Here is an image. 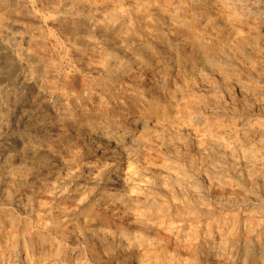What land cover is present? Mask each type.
<instances>
[{"label": "bare ground", "instance_id": "obj_1", "mask_svg": "<svg viewBox=\"0 0 264 264\" xmlns=\"http://www.w3.org/2000/svg\"><path fill=\"white\" fill-rule=\"evenodd\" d=\"M247 2L95 0L84 4L92 15L85 18L73 7L74 0H59L51 9L56 14L70 10L69 15L25 14L64 30L85 31L86 36L76 39L85 48L79 67L95 76L94 88L68 77L64 82L73 95L45 89L32 102V96L20 91L38 83L35 71L52 77L59 69L41 63L38 52H31L34 43H43L39 40L43 34L21 35L26 28L15 20L17 6L10 5V0L0 1V9L11 20L4 33L26 45L9 55L0 38V204L4 209L16 205L52 240H40L29 230H20L22 235L13 219L0 217V264H87L85 246L94 262L103 257L114 264H228V250L236 248L245 264L250 260L264 264V234L258 235L263 227L242 228L241 233V220L248 224L264 218V124L211 120L223 111L222 99L231 98L230 67L247 62L253 68L264 66V0L250 6ZM253 72L250 68L246 73ZM74 95H83L85 103H78L73 111L70 107L52 110L54 101L72 102L78 97ZM171 155L190 164L189 179L180 170L183 164L178 169L169 160ZM225 168L238 183L256 191L253 198L249 195L256 202L255 211L241 220L240 215L224 217L221 225L206 227L199 222L186 229V224L156 222L166 212L155 204L159 193L179 197L178 204L196 214L210 213L207 206L195 202L201 194L194 185L204 179L209 181L207 193L215 199L213 210L231 209V200L225 196L228 191L219 180ZM235 186L233 191L244 192ZM15 190L27 195L14 197ZM191 217L186 215L182 223ZM172 239L176 243L169 247L166 242ZM70 241L75 248L62 258L63 245ZM150 245L165 253L154 263L148 256ZM144 249L147 252L142 253ZM199 250V259H191V253Z\"/></svg>", "mask_w": 264, "mask_h": 264}, {"label": "rangeland", "instance_id": "obj_2", "mask_svg": "<svg viewBox=\"0 0 264 264\" xmlns=\"http://www.w3.org/2000/svg\"><path fill=\"white\" fill-rule=\"evenodd\" d=\"M0 1H5V0H0ZM17 3H16V2ZM22 1V2H21ZM21 1H19V0H10V5H13L14 6V4H15V6L14 7H16L17 6V8H18V10H17V13H16V15L17 16H15V20H17V22L19 23V24H22V25H24V27L27 29H25L24 31H22V33H21V35H28L27 33L29 32V33H32V32H38V35H42V37L41 36H39V40L41 41V42H43V43H37V44H35L34 43V45H32V47H31V52L32 53H34L35 52V54L39 57V59H40V62L41 63H43V64H47V65H52L53 67H56L55 69H56V74H55V76H52V77H47V75H44L43 73H40L39 71H35V74H34V77L37 79V80H39L38 81V83L37 84H35V85H33V87H31L30 89H28V90H23L22 92L20 91V93H27L26 95L28 96V97H31L32 96V99L30 98V100L32 101V102H37L38 101V93L40 92V91H44L45 89H49V90H53L54 89V91H52V92H55L56 90V92L57 93H59V91H60V93H70L71 94V92L69 91V88L67 87V85H66V82H64V81H66V79L69 77V78H75L76 80H77V82L78 83H80V82H82V84H84V83H87L86 85L89 87V88H94V82L93 81H95V76L94 75H92V74H90V73H88V72H86V71H82L81 69H80V67H79V60L78 59H81V57H80V54L81 53H84V49L85 48H83L82 46H80L78 43H77V41H76V39L77 38H79V37H81V36H86L87 35V33L85 32V31H83V30H79V31H77V32H72V31H70V30H64V29H61V28H59V27H55V26H52L51 24H49V23H47V22H44V21H42L41 23L40 22H37V21H35V20H33V19H31V18H29V17H27V16H25L24 17V15L25 14H35V15H39V16H42V17H44V18H46V16H47V18H49V17H51V16H60V15H69V14H67V13H69V12H67V11H70V10H67V11H65V10H62V11H60V12H58L57 14L56 13H54V11H53V9H51V8H53V7H57L58 6V4H56V3H59V0H52V1H49V0H21ZM27 1V2H26ZM35 1V2H34ZM49 1V2H48ZM55 1H56V3H55ZM92 1H94L95 2V0H74V5H73V7H75V9L76 10H78V11H80L79 13H81V15L82 16H84L85 18H87V17H91L92 15H90L91 14V12L89 11V8H87V4H90V2L91 3H94V2H92ZM250 2H247V5L248 6H250V5H252L253 3H259V2H262L263 0H249ZM31 2V3H30ZM53 4H52V3ZM78 2V4H76ZM29 3V4H28ZM48 3V4H47ZM55 3V4H54ZM37 4V5H36ZM41 4H42V6H41ZM49 4H51V5H49ZM84 4H86V5H84ZM22 5V6H21ZM28 5V6H27ZM76 5V6H75ZM82 5H83V7H82ZM24 6H26V7H24ZM79 6V7H78ZM37 7V8H36ZM40 7V8H39ZM25 8V9H24ZM42 8V9H41ZM47 8V9H46ZM84 10H83V9ZM48 10V11H47ZM83 10V11H82ZM46 11V12H45ZM52 11V12H51ZM5 10H3V9H0V38H2L3 39V41H4V46H5V51H9L8 52V54L9 55H11L12 54V52L14 51V50H16V48L17 49H20V48H24V47H26V45H25V43L24 42H22V41H18V40H14V39H12L10 36H7L4 32H6V31H9V30H7L9 27H8V24L11 22V20H10V17H9V15H8V13L6 12ZM1 13H3V14H1ZM52 13V14H51ZM85 13V14H84ZM90 13V14H89ZM6 16H5V15ZM88 14V15H87ZM8 15V16H7ZM89 17V18H90ZM2 20V21H1ZM5 21V22H4ZM43 23V24H42ZM4 25V26H3ZM30 25H32V26H30ZM1 26H2V28H1ZM44 26V27H43ZM50 26V27H49ZM38 28V29H37ZM45 28V29H44ZM10 29V28H9ZM52 29V30H51ZM6 30V31H5ZM30 30V31H29ZM32 30H34V31H32ZM40 32H39V31ZM45 30V31H44ZM60 31V32H59ZM49 32H51V33H49ZM79 32V33H78ZM57 33V34H56ZM55 37H54V36ZM65 36H66V38H65ZM90 36V35H89ZM65 39H64V38ZM45 39V40H44ZM44 40V41H43ZM53 41V43H51V41ZM39 41V42H40ZM21 42V43H20ZM47 42V43H46ZM49 42H50V45L48 46V44H49ZM55 42V43H54ZM10 43V44H9ZM44 43H46L45 45H44ZM43 44V45H42ZM40 45L42 46V47H40ZM56 45V46H55ZM70 45V46H69ZM39 48H37V47ZM61 46V47H60ZM76 48H75V47ZM78 46V47H77ZM45 47V48H44ZM53 47H55V48H53ZM34 48H36V49H34ZM56 48H57V50H56ZM69 48V49H68ZM71 48V49H70ZM75 48V49H74ZM50 49V50H49ZM81 51H80V50ZM32 50H34V51H32ZM42 50H43V54L41 53L40 54V52H42ZM52 50H53V52L56 54H54L53 52H52ZM55 50V51H54ZM71 50V51H70ZM40 51V52H39ZM46 51H47V53H46ZM61 51V52H60ZM78 51H80V52H78ZM83 51V52H82ZM52 52V53H51ZM64 52V53H63ZM68 54H67V53ZM74 52H76V53H74ZM45 53V54H44ZM66 53V54H65ZM50 56H49V55ZM63 54V55H62ZM79 54V55H78ZM32 55H34V54H32ZM54 58H53V57ZM58 56V57H57ZM73 56V57H72ZM78 56V57H77ZM75 58H77V59H75ZM29 60H30V62H33L34 61V58H33V56L32 57H29ZM46 60V61H45ZM44 61V62H43ZM51 61V62H50ZM65 61V62H64ZM48 62V63H47ZM77 64H76V63ZM64 63L66 64V65H64ZM263 63V62H262ZM58 64V65H57ZM73 64V65H72ZM75 64V65H74ZM243 64V65H242ZM242 64H237V65H234L235 67H236V69H235V67L233 68V66L232 67H230L231 68V71H229V77L231 78V79H229L228 78V80L229 81H232V83L231 82H229L228 81V89L229 90H231L230 92H229V94H231L230 96H231V98L230 97H228V98H225L224 97V99H222L223 100V102H221V107H224V109H223V111H221V113H219V114H221V115H219V114H216L215 116H213V117H211V120H212V118H213V121H217V120H220L219 122L221 123H224V124H226V123H231V122H233V121H238V122H240L241 124H243V123H248L249 124V122H250V124H255V123H258V122H260V123H262V124H264V66H258V65H256L255 67H258V68H260V71H259V69L258 68H256V69H258L257 71L255 70V67L253 68V66L251 67V64L249 65L248 64V62H247V64L245 63H242ZM55 65V66H54ZM241 65V67H238V66H240ZM246 65V66H245ZM58 66H60L59 68H58ZM248 66H250V67H248ZM73 67V68H72ZM244 67V70H242L241 68H243ZM246 67V68H245ZM65 68V69H64ZM70 68V69H69ZM76 68H78V69H76ZM250 68L251 69H254V72H253V75L251 74V73H246L247 71H249L250 70ZM75 69V70H74ZM232 69H234V70H232ZM238 69V70H237ZM247 69V70H246ZM249 69V70H248ZM73 70V71H72ZM66 71H69V72H66ZM241 71V72H240ZM243 71H245L244 73H243ZM256 71V72H255ZM62 72V73H61ZM64 72V73H63ZM235 72V73H234ZM66 73H67V75H66ZM258 73V74H257ZM254 74H255V76H254ZM260 74V75H259ZM71 75V76H70ZM75 75V76H74ZM247 75H248V77H247ZM257 75V76H256ZM258 75H259V77H261V78H259L258 77ZM46 76V77H45ZM65 76V77H64ZM79 78H78V77ZM242 76V77H241ZM250 76H251V78H250ZM59 77V78H58ZM237 79H236V78ZM43 78V79H42ZM65 80H64V79ZM242 78V79H241ZM248 78V79H247ZM250 78V79H249ZM50 81V82H48V80ZM52 79H54L53 81H52ZM252 79V80H251ZM254 79H256L255 81H254ZM260 79H262L263 81H260V83H259V81L258 80H260ZM42 80H44V81H42ZM88 80V81H87ZM249 80V81H248ZM47 83H46V82ZM54 81L56 82L55 83V85H54ZM63 81V82H62ZM256 81H258V82H256ZM43 82V83H42ZM59 82V83H58ZM84 82V83H83ZM238 82V83H237ZM247 82H249V83H247ZM254 82H256V83H254ZM50 83V84H49ZM64 85H63V84ZM229 83H231V84H229ZM245 83V84H244ZM254 83V84H253ZM262 83V84H261ZM46 86H45V85ZM52 84V85H51ZM233 84H234V86H233ZM243 84V86L245 87V88H242V90H241V88H240V85H242ZM254 85V86H252V85ZM258 84H260V85H258ZM39 85V86H38ZM48 85H49V87H48ZM54 85V86H53ZM65 85H66V87H65ZM62 86V87H61ZM260 86V87H259ZM17 88H20V86H19V84L16 86ZM55 87V88H54ZM65 87V88H64ZM233 87V88H232ZM253 89H252V88ZM259 87V88H258ZM33 88H35V89H33ZM59 90H58V89ZM88 88V90L90 91V89ZM238 88V89H237ZM247 88V89H246ZM240 89V90H239ZM245 89V90H244ZM254 89H256V90H254ZM39 90V91H38ZM233 90V91H232ZM236 90V91H235ZM239 90V91H238ZM252 90V91H251ZM262 92H261V91ZM31 91V92H30ZM66 91H68V92H66ZM89 91H88V93H89ZM238 91V92H237ZM241 91H243V93L241 94ZM249 92V94H250V96H249V94L247 93H245V92ZM237 92V93H236ZM261 92V93H260ZM33 93V94H32ZM235 94H236V97H235ZM237 94H238V96H237ZM241 94V95H240ZM260 94V95H259ZM36 97H34V96ZM71 95H73V94H71ZM78 96V95H77ZM76 95H74V97H77ZM82 96V98H80ZM242 96V97H241ZM246 96V100L244 99V97ZM249 96V97H248ZM260 96H262V99H261V97ZM234 97V98H233ZM252 97V98H251ZM260 97V98H259ZM238 98H239V100H238ZM259 100H258V99ZM34 99V100H33ZM35 99H36V101H35ZM78 99H79V102H78ZM83 99V100H82ZM232 99H234L233 101H232ZM245 101H244V100ZM251 99V100H250ZM243 100V101H242ZM85 101H86V98H84V96L83 95H79L77 98H74V101H72V102H66V103H64L65 101H54V107L52 108V110H54V112L56 113V112H62V111H64V110H69L68 108L70 107L71 109L69 110V111H73L72 109H75L74 107H76V105L78 106L79 104H84L85 103ZM226 101V102H225ZM239 101H241V102H239ZM261 101V102H260ZM64 104H63V103ZM229 102H230V104H229ZM236 102V103H235ZM245 104H244V103ZM246 102H248V103H246ZM255 102H257L258 104H255ZM57 103V104H56ZM79 103V104H78ZM224 103V104H223ZM232 103V104H231ZM239 105H238V104ZM242 105H241V104ZM253 103V104H252ZM56 104V105H55ZM59 104V105H58ZM228 104V106H226ZM244 104V105H243ZM63 105V106H62ZM248 107H247V106ZM252 105V106H251ZM256 105H258V106H256ZM241 106H242V108H241ZM245 108H244V107ZM227 107V108H226ZM252 107V108H251ZM255 107V108H254ZM244 108V109H243ZM247 108H249V109H251V111L253 112L254 111V114L249 110V109H247ZM260 108H262V109H260ZM226 109H227V111H226ZM253 109V110H252ZM258 109V110H257ZM231 110V111H230ZM243 110H245V111H243ZM247 110H249V111H247ZM224 111H226V112H224ZM230 112V114L229 115H227L229 112ZM235 111H236V113H235ZM260 111L262 112V113H260ZM53 112V111H52ZM244 112V113H243ZM246 112H248V113H246ZM250 112V113H249ZM257 112V113H256ZM259 112V113H258ZM8 113V112H7ZM6 113V115H7V117H8V115L9 114H7ZM252 113V114H251ZM245 114H246V116H245ZM235 115V116H234ZM225 116H226V118H225ZM230 116H232V117H230ZM250 116V117H249ZM245 117V118H244ZM215 118V119H214ZM239 118V119H238ZM234 119V120H233ZM242 119V120H241ZM257 119V120H256ZM223 120H225V121H223ZM232 120V121H231ZM259 120V121H258ZM263 120V121H262ZM249 121V122H248ZM253 121H254V123H253ZM262 121V122H261ZM251 135V136H250ZM249 137H252V134H249L248 135ZM181 154L183 153V152H180ZM178 154V155H180V156H183V154L181 155V154ZM172 156V158H170ZM171 156H169V160H171L172 162H175V164H178L177 165V168L178 169H180L181 168V166L182 165H180V164H183V169L181 168L180 170L183 172V173H185V175L187 176V178L189 179V177H191V175H192V173L191 172H189L190 170H188V169H190V167H188L190 164L186 161V162H184V159H182V158H177V156H174V155H171ZM178 159V161H177V159ZM180 159V160H179ZM181 159H182V161H181ZM176 160V161H175ZM188 163V164H187ZM185 165V166H184ZM187 165V166H186ZM225 171H223L218 177L220 178L219 180L221 181L222 180V182H223V187H225L226 189H227V193H228V195H227V193L225 194V196H226V198H228L229 200H231L230 201V208L231 209H228V210H226V211H214L213 209H214V205H212V204H215V199H214V197L210 194V193H207V190H208V183H209V181L208 180H206V179H204L203 181H197L198 183H196L194 186L198 189V191L200 192V194H201V196L200 197H198V199H196L195 200V202H197V203H199V204H202L203 206H207L206 208H208L209 210H210V213H208V214H196L195 213V211L193 210V209H191V207L189 208V207H182L181 205H179L180 203H179V201L181 202V200H179L180 198L179 197H173V198H170V197H168V198H166L167 196H165V195H163V194H161V193H159V194H157V196H156V200H155V204L157 205V206H164L165 207V209H166V212H165V214L163 215H160V218H157L156 219V222H159V221H164V223L165 224H174L175 226H182L183 227V225L184 224H186V225H184L185 227H183V228H187L190 224L191 225H193V226H198V225H202V227H206L207 225H209V224H215V225H221V222H220V220L222 219V218H224V217H230V216H234V217H238L239 215L241 216H239V219L241 220L242 219V216H244L245 214H247V213H251V212H253V211H255L256 210V202H254L255 200H253L252 198L256 195V191H254V190H252L250 187H246L243 183H240L241 181L237 178V179H235L236 177L233 175V173H232V171L229 169L228 170V168H225L224 169ZM228 171V172H227ZM231 171V172H230ZM226 172L228 173V174H226ZM188 173H190V175L187 174ZM229 173H231L232 174V176L229 174ZM230 175V176H229ZM233 177V178H232ZM222 178V179H221ZM228 178V179H227ZM235 179V180H234ZM232 182H231V181ZM233 180L235 181V182H233ZM237 180H239L240 182L238 183V181ZM227 181V182H226ZM206 182V183H205ZM221 182V183H222ZM231 185H230V184ZM201 184H202V186H201ZM227 184V185H226ZM241 184H242V186H241ZM200 185V186H199ZM205 185V186H204ZM237 186V185H240V187H241V189L244 191V192H242V194H239V193H237V192H235V191H233V190H235V188L233 187V186ZM230 186V187H229ZM235 186V187H236ZM198 187H200V188H198ZM204 188V189H203ZM246 188V189H245ZM203 189V190H202ZM207 189V190H206ZM229 189V190H228ZM201 190V191H200ZM206 190V191H205ZM204 191V192H203ZM251 191V192H250ZM246 192V193H245ZM12 194V196L14 195V197H16L17 195L19 196V195H22V196H25V195H27L26 193H24V191L23 192H21V191H19V190H15V191H12L11 192ZM15 193V194H14ZM206 193V194H205ZM246 195H245V194ZM161 194V195H160ZM233 194V195H232ZM206 195V196H205ZM210 195V196H209ZM252 197H250V196ZM209 196V197H208ZM211 196L213 197V198H211ZM232 196V197H231ZM234 196V197H233ZM160 197V198H159ZM208 197V198H207ZM248 197V198H247ZM206 198H207V200H206ZM209 198H211V199H209ZM231 198H233V199H231ZM236 198V199H235ZM239 198H241V199H239ZM159 199V200H158ZM162 199V200H161ZM214 199V200H213ZM234 199H235V201H234ZM251 199V200H250ZM172 200V201H171ZM173 200L175 201V202H173ZM210 200H213V201H210ZM160 201H162V202H160ZM164 201V202H163ZM171 203H170V202ZM208 203H207V202ZM233 201V205H235V207H233L232 206V202ZM238 203H237V202ZM242 201H244L243 203H242ZM251 201V202H250ZM214 202V203H213ZM245 202H248V203H245ZM173 203V204H172ZM179 203V204H178ZM235 203V204H234ZM241 203V204H240ZM170 204V205H169ZM205 204V205H204ZM211 204V205H210ZM238 204V205H237ZM238 207H237V206ZM241 205V206H240ZM243 205V206H242ZM252 205V206H251ZM254 205V206H253ZM2 206V207H1ZM17 209V207H16V205H12V206H9L8 208L7 207H5V209H4V205H1L0 204V217L2 218V219H4V217H8V218H11V219H13L14 221H15V223H17L16 224V228H17V230H21V231H23V232H26V231H28L27 233H33L32 235H34V237L36 236V234H38L39 235V237H40V240H47L48 241V243L49 242H51L52 240H50L49 238V233L47 232V231H38L37 230V228L35 227V224H33V220L32 219H30V218H28V217H26V216H22L21 215V213H20V210L19 209H15V208ZM233 207V208H232ZM255 209H253V208ZM10 208V209H9ZM13 208V209H12ZM177 208V209H176ZM244 208V209H243ZM250 208H252V209H250ZM7 209V210H6ZM12 209V210H11ZM211 209H212V211H211ZM232 209H234V210H232ZM247 209V210H246ZM179 210V211H178ZM236 210V211H235ZM251 210V211H250ZM179 213H178V212ZM242 212V213H241ZM215 213V214H214ZM223 213V214H222ZM230 213V214H229ZM7 214V215H6ZM14 214V215H13ZM189 214H191V219H190V221H188V222H186V223H182L183 221V219H185V216L186 215H189ZM10 215V216H9ZM196 215V216H195ZM210 215V216H209ZM212 215V216H211ZM215 215V216H214ZM174 216V217H173ZM205 216V217H204ZM16 217V218H15ZM215 217V218H214ZM27 218V219H26ZM163 220H162V219ZM166 218H168V219H166ZM216 218H218V219H216ZM17 219V220H16ZM20 219V220H19ZM22 219H23V221H22ZM165 219V220H164ZM170 219V220H169ZM196 219V220H195ZM167 220V221H166ZM172 220V221H171ZM177 220V221H176ZM208 220V221H207ZM216 220V221H215ZM19 221H20V223H19ZM242 221V227H241V229L242 228H251V229H255V227L258 229V227L260 228L261 226L263 227V229H262V231L260 230V232H259V236L261 235V233H262V236H263V232H264V226H263V224H264V218L262 217H259V218H256V220H254V221H249V223L248 224H246V223H243V220H241ZM25 222V223H24ZM168 222V223H167ZM198 224V222H199V224L197 225L196 223ZM203 222V223H202ZM259 222V223H258ZM24 224H26L25 226H24ZM31 224V225H30ZM204 224V225H203ZM207 224V225H206ZM29 225V226H28ZM21 226V227H20ZM31 226V227H30ZM255 226V227H254ZM258 226V227H257ZM24 227V228H23ZM26 227V228H25ZM36 229H35V228ZM181 227V228H182ZM20 228V229H19ZM23 228V229H22ZM244 229H242L241 230V233L243 234V232H244ZM20 231V234H22V232ZM40 232H42V233H40ZM23 235V234H22ZM45 235H47V236H45ZM257 235V234H256ZM259 236H255L256 238L258 237L259 238ZM171 241V242H170ZM169 242H166V243H168V245H169V247H171V245L173 246L175 243H176V241H175V239H172V240H170ZM34 243L36 242V243H38L37 241H33ZM72 244H74V243H72V241H70V242H67V244H64L63 246V248H65L64 250H63V253H62V258H64L65 256H67V254L68 253H72L73 251V249L75 248V244L74 245H72ZM71 246V247H70ZM85 246V245H84ZM83 247V246H82ZM68 248V249H67ZM85 248V250H84V252H85V255H87V256H84V258H85V260H87V264H114V262H112V261H108L107 260V258H101L99 261H96L95 260V262L92 260V257H91V254H90V252H89V248H87L86 246L84 247ZM87 248V249H86ZM154 247H152V245H150V249H149V251H148V256L149 257H153L152 259H151V261L153 262H156L157 261V259L158 260H160L162 257H163V255H165V253L161 250V249H153ZM152 249V250H151ZM204 249V248H203ZM101 249L99 248L98 249V247H95V252L96 253H101V251H100ZM237 249L236 248H233L232 250L230 249V250H228L229 252L227 253V256L230 258V260H229V263L228 264H245L243 261H244V259H243V256H242V254H241V252L240 251H236ZM144 251H146L147 252V249H144V250H142V253H144ZM154 251V252H153ZM200 251V252H199ZM199 251H196V252H192L191 253V259H194L195 261H197L198 259H199V255H200V253H201V250H199ZM89 252V253H88ZM145 252V253H146ZM65 253V254H64ZM158 253V254H157ZM232 253V254H231ZM235 254V255H234ZM101 255H102V253H101ZM153 255V256H152ZM160 255H161V257H160ZM231 256V257H230ZM253 257L255 256V254L253 253V255H252ZM156 257V258H155ZM197 257H198V259H197ZM240 258V259H239ZM102 260V261H101ZM233 260V261H232ZM251 261V260H250ZM248 261V263L247 264H253V262L251 261ZM153 262V263H154Z\"/></svg>", "mask_w": 264, "mask_h": 264}, {"label": "clouds", "instance_id": "obj_3", "mask_svg": "<svg viewBox=\"0 0 264 264\" xmlns=\"http://www.w3.org/2000/svg\"><path fill=\"white\" fill-rule=\"evenodd\" d=\"M116 120H119V117H117Z\"/></svg>", "mask_w": 264, "mask_h": 264}]
</instances>
